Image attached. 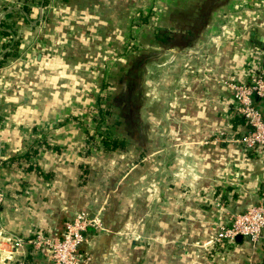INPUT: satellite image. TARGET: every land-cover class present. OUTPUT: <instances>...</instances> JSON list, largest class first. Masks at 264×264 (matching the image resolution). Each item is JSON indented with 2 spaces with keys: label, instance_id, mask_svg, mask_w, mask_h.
I'll return each mask as SVG.
<instances>
[{
  "label": "crops",
  "instance_id": "obj_1",
  "mask_svg": "<svg viewBox=\"0 0 264 264\" xmlns=\"http://www.w3.org/2000/svg\"><path fill=\"white\" fill-rule=\"evenodd\" d=\"M107 1L0 0V264H52L27 239L60 236L80 210L101 225L80 245L88 264H264V229L254 243H213L233 214L264 203V149L235 141L246 123L228 86L262 67L264 0H162L148 54L96 74L90 50L119 35L127 9ZM59 18L70 23L61 38ZM107 74L113 120L97 129ZM252 102L264 114V97ZM104 133L123 146H103ZM3 237L24 240L13 261Z\"/></svg>",
  "mask_w": 264,
  "mask_h": 264
},
{
  "label": "built area",
  "instance_id": "obj_2",
  "mask_svg": "<svg viewBox=\"0 0 264 264\" xmlns=\"http://www.w3.org/2000/svg\"><path fill=\"white\" fill-rule=\"evenodd\" d=\"M228 86L235 102V112L246 123L244 131L233 138L244 151L264 149V114L252 102L253 94L264 97V69L254 66L250 71L247 84L232 81L228 82ZM3 200L4 192L0 189V205ZM90 225L101 227L99 221L91 218L87 211H76L65 221L60 236L50 237L35 231L32 237L27 239V242L35 250L47 249L52 264H88V258L80 251V245L84 241ZM263 229L264 203L255 204L241 213L233 214L228 223L219 225L213 243L221 246L227 245L233 242L238 235L247 237L254 243L262 238ZM3 238L5 239V237ZM9 240L12 241L9 244L13 249L2 254L13 261L18 254L20 255L24 240L6 237L5 242ZM16 264L24 263L18 259Z\"/></svg>",
  "mask_w": 264,
  "mask_h": 264
},
{
  "label": "rangeland",
  "instance_id": "obj_3",
  "mask_svg": "<svg viewBox=\"0 0 264 264\" xmlns=\"http://www.w3.org/2000/svg\"><path fill=\"white\" fill-rule=\"evenodd\" d=\"M161 2L162 0H127L125 2L127 9L125 10V14L122 15V18L119 22L123 25L121 31L119 32V35L115 34L113 36V40H110V37L113 35L112 32L116 31L115 29L113 31L107 30L106 32L99 30L101 34H103L104 32L107 39L106 41H104V45H101L99 47L97 45L95 47V50H90L92 54L90 55V57H88L87 61H89V63L86 64L87 67L97 74V72L100 71L102 67H104L105 60L109 63V66H111L114 70L117 65L124 64V61L126 60V58H128V55L130 54H137L138 52H144V55L148 54V51L143 50L146 47L144 40L146 39L148 34L152 33L154 27L163 24ZM110 4V0L107 1L106 7ZM113 8L110 9L106 14L107 17L110 19L117 18V15L114 13L115 9ZM115 8L117 7L115 6ZM99 17H102V15H100ZM28 23H30L29 25H26V27L28 28L31 25H34L33 20L27 22V24ZM101 23L103 25L102 21ZM91 24L92 23L89 22V27ZM55 26H59L57 27L59 28L58 36L61 38L62 30L66 33L67 29H69L70 27V23L59 18V21H57V24ZM92 27H95V25H92ZM45 34H47L46 36H49L50 34H52V32L48 30ZM133 46H135L136 48H134ZM53 47L54 46H50L49 44H47V42L44 44L45 50L51 51ZM46 53L48 52H45V54ZM132 59L133 57L130 58V60ZM109 66H107L106 69ZM88 73H90L91 76L94 75L91 71H89ZM93 79L95 85H100V81L98 80L97 76H94ZM105 82H107L108 86L101 90L102 94L104 95L100 99V102L103 104H106L108 103V101H110L106 98L109 91H113L109 87H113L111 85L112 83L115 85V81L109 76V74H107V81ZM103 83L104 82L101 81V84ZM93 102L95 104L93 106L94 112L91 113L92 119L97 114V105L100 104L98 103L97 98H94ZM111 107L112 106L110 103V108ZM105 115L108 116V119L113 120L110 114Z\"/></svg>",
  "mask_w": 264,
  "mask_h": 264
},
{
  "label": "trees",
  "instance_id": "obj_4",
  "mask_svg": "<svg viewBox=\"0 0 264 264\" xmlns=\"http://www.w3.org/2000/svg\"><path fill=\"white\" fill-rule=\"evenodd\" d=\"M25 6V5H24ZM27 6V5H26ZM134 48H136L135 46H133ZM135 57L136 56V54H130V55H128V57ZM103 87L105 86V87H107L108 85H107V82H105L104 81V83H103V85H102ZM99 99H98V103H100V105L101 106H98L97 108H96V110H97V112H98V114L94 117V119L96 120V128L98 129V126L100 125V120L101 119H103V115H105V114H107V113H109V108H110V103H108L106 106L104 105L103 107H102V104H101V102H100V99H101V96L100 97H98ZM107 99H109L110 101H108V102H111L112 101V96H111V94L110 93H108L107 94V97H106ZM102 133V132H101ZM101 142H102V145L103 146H105L106 148H108V149H113V148H115V147H117V146H119V147H122L123 146V144L121 143V141L120 140H118L117 139V137H111V136H109V134H107V133H104L103 134V137H102V139H101Z\"/></svg>",
  "mask_w": 264,
  "mask_h": 264
},
{
  "label": "water",
  "instance_id": "obj_5",
  "mask_svg": "<svg viewBox=\"0 0 264 264\" xmlns=\"http://www.w3.org/2000/svg\"><path fill=\"white\" fill-rule=\"evenodd\" d=\"M258 45H261V43H259ZM263 50H264V47H263ZM262 68L264 69V59H263ZM237 237H241V236H240V235H238Z\"/></svg>",
  "mask_w": 264,
  "mask_h": 264
}]
</instances>
